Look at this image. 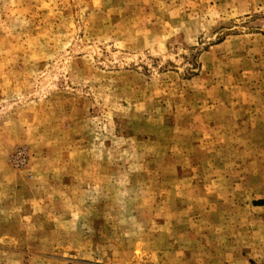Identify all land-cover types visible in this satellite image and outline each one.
I'll list each match as a JSON object with an SVG mask.
<instances>
[{
  "label": "rangeland",
  "instance_id": "rangeland-1",
  "mask_svg": "<svg viewBox=\"0 0 264 264\" xmlns=\"http://www.w3.org/2000/svg\"><path fill=\"white\" fill-rule=\"evenodd\" d=\"M0 264H264V0H0Z\"/></svg>",
  "mask_w": 264,
  "mask_h": 264
}]
</instances>
